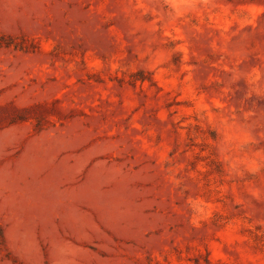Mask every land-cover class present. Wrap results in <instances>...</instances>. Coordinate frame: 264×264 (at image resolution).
I'll return each mask as SVG.
<instances>
[{
    "label": "rangeland",
    "instance_id": "obj_1",
    "mask_svg": "<svg viewBox=\"0 0 264 264\" xmlns=\"http://www.w3.org/2000/svg\"><path fill=\"white\" fill-rule=\"evenodd\" d=\"M0 264H264V0H0Z\"/></svg>",
    "mask_w": 264,
    "mask_h": 264
}]
</instances>
